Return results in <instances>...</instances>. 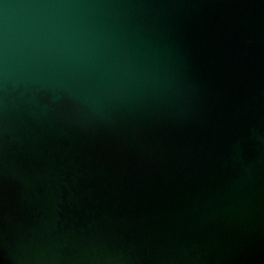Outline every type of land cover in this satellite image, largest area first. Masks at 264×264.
Here are the masks:
<instances>
[{"label":"water","instance_id":"1","mask_svg":"<svg viewBox=\"0 0 264 264\" xmlns=\"http://www.w3.org/2000/svg\"><path fill=\"white\" fill-rule=\"evenodd\" d=\"M0 264H264V0H0Z\"/></svg>","mask_w":264,"mask_h":264}]
</instances>
